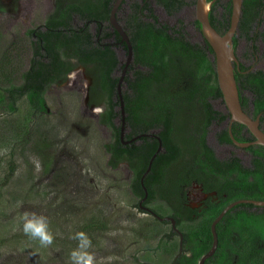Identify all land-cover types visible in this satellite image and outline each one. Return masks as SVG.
Returning a JSON list of instances; mask_svg holds the SVG:
<instances>
[{"label": "trees", "instance_id": "1", "mask_svg": "<svg viewBox=\"0 0 264 264\" xmlns=\"http://www.w3.org/2000/svg\"><path fill=\"white\" fill-rule=\"evenodd\" d=\"M131 21L129 38L134 65L141 66L144 71L123 77L121 97L125 112L124 128L128 130L123 140L120 139L122 117L116 91L120 76L114 75L118 60L109 48L102 50L99 45L94 46L87 28L49 25L46 33L36 34V40L31 39L34 32H29L30 53L25 69L19 75L9 52L5 53L0 59V109L15 113L16 104L27 97L30 106L38 110L42 105V94L49 85L63 82L74 69V64L96 67L94 91L105 97L107 105L100 122L109 127L114 135V140L104 146L109 155L108 165L116 168L127 162L131 166V193L143 199L145 193L140 180L150 164V170L143 178V187L147 192L144 206L153 200L159 190L163 198L170 197L178 193L180 185H189L193 180L203 183L219 196L220 202L209 204L195 223L200 225L196 229L199 233H194L193 229V232L182 235V247L188 244L191 255L186 257L182 253L173 262L198 264L212 244L210 224L228 202L264 199V148L256 149L255 153L260 154L261 159L253 160L250 168H245L235 157L218 160L207 145L206 136L211 124L223 121L225 116L216 112L211 103L221 100L222 94L207 48L191 44L180 33L168 35L150 23H142L137 17ZM208 50L212 53L211 49ZM205 73L209 77H204ZM235 80L238 85L239 78L235 77ZM16 81H20L19 86L13 85ZM251 82L255 83L258 95L254 111L262 113L264 74L245 76L241 87L247 88ZM232 132L234 134L233 128ZM218 137L220 142H231L227 129L218 133ZM234 139L235 142L246 141L243 138ZM159 143L162 150L157 152ZM176 200L174 209L177 214L172 215L176 227L185 221H195L194 218L186 219L179 196ZM239 208L233 213L228 211L215 227L217 248L204 264L226 262L232 246L228 251L224 247L235 232L242 236L241 239L247 237L238 253L239 262L250 258L254 264L260 263L264 253V214L258 209L252 212V205L241 204ZM163 248L165 253L173 252L172 246L168 249L163 244Z\"/></svg>", "mask_w": 264, "mask_h": 264}, {"label": "rangeland", "instance_id": "2", "mask_svg": "<svg viewBox=\"0 0 264 264\" xmlns=\"http://www.w3.org/2000/svg\"><path fill=\"white\" fill-rule=\"evenodd\" d=\"M51 1L44 6L42 0H22L24 5L15 0L19 7H0V59L9 52L18 75L30 53L28 31L44 23L42 9ZM116 54L124 63L125 57ZM96 77L93 65L74 64L63 82L49 85L38 110L27 97L16 104L15 113L0 109V264H72L70 255L78 248L75 237L80 232L90 240L87 251L96 264H172L181 250L170 225L139 209L142 200L130 189L131 166L127 162L116 168L108 165L104 146L114 135L100 122L107 105L105 97L94 91ZM213 107L220 110L217 103ZM215 130H209L206 139L212 149ZM216 146L215 157L229 159L230 149ZM238 152L233 148L230 154L236 153L248 165V157ZM145 207L161 217L175 214L173 206L161 199ZM25 213L47 218L51 245L41 246L23 232ZM198 221H185L176 229L182 235L193 229L199 233ZM240 237L236 233L234 241H226V246H232L227 264L242 263L238 253L247 237ZM163 244L172 246L173 252L165 253ZM261 259L264 264V253Z\"/></svg>", "mask_w": 264, "mask_h": 264}, {"label": "flooded vegetation", "instance_id": "3", "mask_svg": "<svg viewBox=\"0 0 264 264\" xmlns=\"http://www.w3.org/2000/svg\"><path fill=\"white\" fill-rule=\"evenodd\" d=\"M16 1L24 5V3L21 2L22 0ZM43 1L45 6L46 0H42V2ZM118 1L119 0H52L48 7L42 6L44 7L42 12L45 14L46 18L44 23L30 29L28 33L34 32L31 39L36 40V34L46 33L49 25L55 26L56 24H62L63 26L72 29L87 28L88 32L92 36L94 46L99 45L102 50L107 47L115 53V57L117 55L116 53L120 54L122 57H125L124 63L118 61V69L114 71V75L115 73L120 72L121 74L124 73V76L127 75V77H131L134 72L144 71V68L134 65L133 53L131 59L127 63V47L124 42H122V37L117 33L115 26L119 27L123 31L130 42L129 34L131 33V20L133 17H137L142 23H150L157 28L164 30L168 35H171L174 32L180 33L184 36L185 40H188L191 44H198L207 48L208 58L212 63L214 62L215 69V54L209 46L204 33H202L201 26L196 18L197 7H202L200 0ZM117 2L118 5L114 9ZM202 2L208 10L207 16L210 27L219 36H224L230 28L232 0H202ZM19 5L20 4L16 3L15 0H0V7H19ZM112 11H114L113 19ZM231 47L235 58V61L232 65L234 79L235 77H238V81L240 82L238 85L236 83L237 89L242 86L241 83L244 81L245 76L249 74L256 75L258 73L264 74V0H260L259 2H256V0H242L238 24L231 39ZM208 49H211L212 53H210ZM121 67H123L122 71H119V68ZM71 72H69V74ZM245 88V86L244 88L241 87L240 92L238 89L239 95L241 93V97H239L241 109L244 114L247 115L249 120H251V122H257V128L259 132L264 134V110L262 113H256L254 111V102L258 98V95L255 92L257 90L255 83L251 82L248 84L247 88ZM211 103L212 106L213 103H217V107L220 108L218 113L220 112L219 114L225 116V119L219 123L213 122L211 124V126L208 128L206 139L209 135V130L213 128H216V130L213 132L214 135L215 133H220L224 129H227L231 142H220L217 134L214 138L215 142L213 143V149L208 145V143L207 145L211 148L214 155L215 150L217 149L216 145L229 148L230 152L233 150V148L238 149V153H244L243 156L246 158L248 157V165L242 164V161L236 156V153L230 154L229 152L228 157L230 158L231 156L238 158L245 168L252 167L251 164L253 163V160L261 159V157L259 158L260 154L255 153L256 149L263 146L256 145V139L254 135L247 129V127L238 123H230L229 113L222 100H215ZM232 128L234 130V134L232 132ZM127 131L128 130L125 129L124 133ZM234 138H243L246 141L242 143L236 142L238 144L236 145L234 143ZM249 148L252 150L249 151ZM220 161L223 160L220 159ZM177 192V194L174 193L171 194L170 197L166 196L163 198L160 196L159 190L158 194H155L153 197V200L161 199L172 205L174 208V206H176L175 200L177 199V196H179L180 204L182 205V210L184 211L182 212L183 215L186 217V219L188 217L189 219L194 218V220L203 215L204 209H206L209 204L217 205L220 202L219 196L215 191L208 189L206 185L203 183H198L196 180L191 181L189 185H180ZM140 200H142V198H140ZM239 201H254L260 203L264 202V199H260L259 201H255L253 199H244ZM139 202L140 203L138 207L143 213L147 212L149 215L154 214L153 211H149V209L144 206V203L141 205V201ZM234 202L229 203L226 205V207ZM239 205L234 206L229 211L233 213L236 210H239ZM243 205H252V212L258 209L260 213L264 214V206H257L254 204ZM225 208H223L220 213ZM176 214L177 213L175 212L174 215ZM153 218L161 224L170 225V231L172 234L179 237L182 236L171 226L170 220H175L172 216L161 217L154 214ZM221 221L222 220H220L219 223H221ZM174 222L176 224V221ZM235 234L236 232L231 235L233 241V236ZM179 248L181 250L174 260L182 253L186 257L191 255V249L189 247L187 250H184L182 245L179 246ZM224 249L228 251L230 250V247L225 246ZM262 260L263 259L259 260V262L261 263ZM223 263H229V259L227 258L226 262ZM231 263L238 264L233 262V260ZM241 264H254V261H251L249 258L248 260H244V262L242 260Z\"/></svg>", "mask_w": 264, "mask_h": 264}, {"label": "water", "instance_id": "4", "mask_svg": "<svg viewBox=\"0 0 264 264\" xmlns=\"http://www.w3.org/2000/svg\"><path fill=\"white\" fill-rule=\"evenodd\" d=\"M120 1V0H119ZM118 1V2H119ZM118 2L115 4L114 9L118 5ZM200 4L202 7H197L196 12V18L201 26L202 33H204V36L213 50V53L215 54V73H216V79H217V85L218 88L222 94L221 100L223 101L225 108L227 109L229 113V120L230 123H238L241 125H244L247 127V129L254 135L256 139V145L263 146L264 147V135L259 132L257 128V122H251L246 114L241 109L240 102H239V93L237 89V85L234 79L233 75V62L235 61L234 54L231 47V39L234 35V32L236 30L238 19L241 11L242 6V0H232V11H231V22H230V28L228 32L224 36H219L209 25L208 22V16H207V7L204 6V3L202 0H200ZM113 9V10H114ZM114 11H112V19H113ZM117 29V33L122 37V42L127 47L128 56H127V63L132 57V48L130 45V42L127 38V36L123 33V31L115 26ZM124 73L121 74L120 79L117 84V95L119 97V106L118 110L120 112L121 118V129H120V139L123 140L124 136V103L121 97V84L123 82ZM232 138V136H231ZM236 145H238L236 142H234ZM241 146V145H240ZM242 147V146H241ZM162 150V146L159 143L157 152H160ZM156 154L153 156L152 160ZM150 170V164L145 172V175ZM141 178L140 183L143 188V191L145 193V196L141 202H144L147 198V192L143 187V178ZM239 204H254L257 206H264V202H254V201H237L232 204H230L228 207H226L218 216L217 218L212 222L211 224V235H212V244L209 249V251L201 257L198 264H204L205 260L210 258L216 248H217V235L215 227L220 222V220L224 217V215L234 206H237ZM171 221V226L173 228L175 225V222L173 220ZM182 237L180 236V240Z\"/></svg>", "mask_w": 264, "mask_h": 264}, {"label": "clouds", "instance_id": "5", "mask_svg": "<svg viewBox=\"0 0 264 264\" xmlns=\"http://www.w3.org/2000/svg\"><path fill=\"white\" fill-rule=\"evenodd\" d=\"M68 75L70 76V74ZM97 111H99V109H97ZM151 215L154 217V214ZM21 219L23 221V232L28 237L34 240H38L41 246H48L52 244L53 236L49 232V226L46 217L25 213L21 217ZM174 227V229L177 230L176 225H174ZM75 238L79 241V245L77 250H74L70 255L72 264H96L95 256L87 251V249L90 247V240L88 239L86 234H84L83 232L77 233ZM182 240L183 239L180 240L179 237V245L182 244Z\"/></svg>", "mask_w": 264, "mask_h": 264}]
</instances>
